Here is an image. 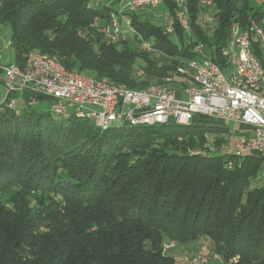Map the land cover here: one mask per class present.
Wrapping results in <instances>:
<instances>
[{
    "label": "trees",
    "instance_id": "trees-1",
    "mask_svg": "<svg viewBox=\"0 0 264 264\" xmlns=\"http://www.w3.org/2000/svg\"><path fill=\"white\" fill-rule=\"evenodd\" d=\"M203 1L187 0L189 29L176 24L174 35L132 15L152 52L138 39L101 37L91 25L113 9L92 8L88 0H0V26L11 32L10 64L23 67L36 52L132 90L168 78L178 89L194 84L179 69L201 58L197 46L225 71L222 50L235 25L246 31L264 23V5L255 0ZM162 2L174 19L175 1ZM208 15L218 18L214 33L205 27ZM87 29L91 36L79 35ZM251 39L264 67V49ZM10 98L17 99L14 108L0 104V264H176L165 242L202 237L221 264H264V185L252 187L264 158L228 154L227 125L195 114L187 127L123 123L102 131L54 114L43 95Z\"/></svg>",
    "mask_w": 264,
    "mask_h": 264
},
{
    "label": "built area",
    "instance_id": "built-area-1",
    "mask_svg": "<svg viewBox=\"0 0 264 264\" xmlns=\"http://www.w3.org/2000/svg\"><path fill=\"white\" fill-rule=\"evenodd\" d=\"M177 14L165 27V34L174 35L176 24L189 29L187 0H174ZM264 5V0H255ZM90 7L100 9L103 0H88ZM162 0H127L125 6L107 12L105 18L97 17L91 25L101 37L111 42L138 39L142 48L152 52V44L145 40L132 24V15L159 7ZM211 2L204 0L203 4ZM218 18L206 17L205 27L214 33ZM92 30L80 32L88 38ZM253 36L264 49V23L252 22L244 31L236 24L232 37L222 54L230 67L222 70L209 56L203 46H198L200 59L190 60L181 73L190 75L194 84L183 88L187 99L178 95V90L166 84L151 85L143 90H132L124 85L109 83L68 70L55 55L32 52L25 56L23 67L15 64L3 65L0 79L6 90L3 102L14 108L16 98L7 97L30 91L52 100L51 111L57 115H75L88 120L102 131L115 125L128 123L132 126H154L175 123L187 127L195 114L211 117L225 125L235 123L238 142L235 151L228 154L243 157L256 155L264 158V67L253 50ZM2 104V103H0ZM32 97L30 105H37ZM228 133L222 136L226 137ZM230 134V132H229ZM174 244H164V253ZM217 253L202 252L187 263L214 264L220 262ZM237 262V259L230 261Z\"/></svg>",
    "mask_w": 264,
    "mask_h": 264
},
{
    "label": "rangeland",
    "instance_id": "rangeland-1",
    "mask_svg": "<svg viewBox=\"0 0 264 264\" xmlns=\"http://www.w3.org/2000/svg\"><path fill=\"white\" fill-rule=\"evenodd\" d=\"M127 3V0H113L112 2L109 3V6L111 8H115L116 10L120 9L121 7L125 6ZM139 19L141 21H152L156 23L157 25H161L163 27H166V24L171 20L167 5L163 2L160 3L159 7L153 10H146L143 11L139 14ZM11 32L8 27L5 26H0V63L2 65H8L15 61V50L14 48L10 45L11 42ZM134 41V38L128 37ZM134 46L139 47L137 42H132ZM198 48V46H197ZM178 90V89H177ZM6 95V90L3 85L0 84V103L3 102L4 97ZM230 134L228 133L225 137L227 144L225 147H227V150H230L231 152L235 151L236 144L238 142V137H237V131L239 127L233 123L230 122L227 125ZM215 142V136L209 137V145L212 148V152L216 153V147L214 145ZM209 147V146H208ZM252 187L255 186H263L264 185V164H262V172L260 175L252 180ZM165 243L167 244H174L172 248L168 249L166 251L167 255L174 256L176 259H181L184 263H187V260H191L194 258V256L205 252V251H211L214 252L213 250V244L212 242L206 238L202 237L196 241L193 242H188L184 244H179L176 243L175 241H166ZM222 261L220 262H215L214 264H221Z\"/></svg>",
    "mask_w": 264,
    "mask_h": 264
},
{
    "label": "crops",
    "instance_id": "crops-1",
    "mask_svg": "<svg viewBox=\"0 0 264 264\" xmlns=\"http://www.w3.org/2000/svg\"><path fill=\"white\" fill-rule=\"evenodd\" d=\"M112 1H113V0H103V3H102V5H101V8H103V7L111 8V7L109 6V3L112 2ZM111 9L116 10L115 8H111ZM149 21H150V20H149ZM169 21H170V20H169ZM129 40H131V39H129ZM178 95H179L180 97L184 98V99H187V98H188L187 95L184 93V90H183L182 87H178ZM176 261H177L178 263H181V259H176Z\"/></svg>",
    "mask_w": 264,
    "mask_h": 264
}]
</instances>
